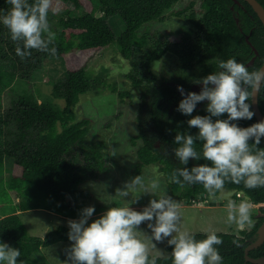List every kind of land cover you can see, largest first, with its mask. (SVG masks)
<instances>
[{"label":"trees","instance_id":"trees-1","mask_svg":"<svg viewBox=\"0 0 264 264\" xmlns=\"http://www.w3.org/2000/svg\"><path fill=\"white\" fill-rule=\"evenodd\" d=\"M179 1L54 0L60 11L57 15L49 13L48 19L52 30L57 33L55 56L33 49L30 57L21 59L16 55V42L11 39L9 29L0 22L1 93L2 88L12 84L16 77L28 78L32 71L41 67L46 57H62L66 67V77L53 85L54 94L65 100L64 108L39 101L35 93L24 91L13 99L10 111L0 116V166L6 156L13 157L14 167L8 188L15 191L18 198V201L13 200L7 197L9 190H1L0 242L20 250L18 264L20 261L26 264V259L42 247L69 240L70 231L69 226L59 225L45 235L31 234L20 217L21 211L42 207L79 218L81 210L88 206L95 207L93 215L109 208L102 203L89 202L90 192L80 188L86 181L95 182L105 176L108 164L103 154L104 141L88 139L91 118L77 119L73 107L80 94L89 91L93 85L86 62L114 40L122 55L130 60L132 69L128 76L133 88L140 90L142 96L137 114L138 132L130 138L139 159L134 172L141 175L145 166L159 164L168 179L173 199L189 205L193 198H209L200 184L181 187L169 180L175 168L183 167L174 152L176 134L195 136L199 131L189 127L187 122L191 116L177 111L183 99L177 86H183L188 93L192 82L219 70L220 60L235 58L246 65L255 55L246 35L259 51L254 63L246 66L250 71L260 68L264 63V23L248 0H189L188 6L172 10L171 14L182 15L187 8L194 7L185 14L197 27L194 33L179 41H174L167 33L165 36L155 35L152 26L164 21L167 10ZM259 1L264 5V0ZM11 7L7 0H0V17ZM80 9L84 12L79 13ZM115 14L125 25L118 36L108 21V17ZM142 26L144 30L140 33ZM168 51L177 53L179 60L161 80H157L152 64ZM113 89L117 87L113 86ZM119 95L124 100L129 94L120 91ZM201 104L204 103L197 104L192 116L208 115L206 106ZM259 106L264 113V87L259 92ZM219 118L227 119V114ZM235 122L248 127L259 120L254 115L251 120ZM196 147L200 150L202 142L197 141ZM259 147L264 148V137ZM202 163L210 162L190 159L187 166L191 168ZM224 189L230 192L227 200L239 202V199L247 198L264 210V188L248 189L243 183L227 182ZM239 191L242 196L237 195ZM260 223L251 231L241 230V235L216 231L223 240L216 246L223 257L222 264H259L246 260L245 248L249 241L245 237L255 233ZM193 232L197 239L206 238L205 231ZM168 247L173 250L174 246ZM249 254L263 256L264 242L251 249ZM153 256L160 257L157 264H173L171 254ZM37 264L51 263L41 261Z\"/></svg>","mask_w":264,"mask_h":264},{"label":"clouds","instance_id":"clouds-1","mask_svg":"<svg viewBox=\"0 0 264 264\" xmlns=\"http://www.w3.org/2000/svg\"><path fill=\"white\" fill-rule=\"evenodd\" d=\"M7 2L12 7L0 17V22L9 29L11 39L16 42V55L24 59L35 49L55 56L57 33L48 19L49 13L57 15L60 11L54 0ZM218 69L196 81L203 85L200 92L185 93L183 86H177L183 95L177 111L191 116L187 122L189 127L199 131L195 136L176 134L174 152L183 167L175 168L169 177L171 183L181 187L202 185L210 199H216L227 182L243 183L248 189L264 188V148L259 147L264 137V120L248 127L235 122L251 120L255 115L250 101L254 102L264 87V68L250 71L245 63L229 58L220 60ZM204 101H208V115L192 116L197 104ZM225 113L227 119L219 118ZM197 141L202 142L200 150H197ZM190 159L210 163L189 168ZM160 187L159 178L145 181L142 175H137L116 190L121 202L110 206L99 218L89 223L95 207L82 209L78 220L68 221V236L73 243L66 250L67 259L62 264H157L160 257L151 254V249L156 247L153 241L165 239L168 245L174 246L173 264H222L223 257L216 247L223 243L222 238L215 230H209L206 238L197 239L195 232L183 227L181 203L166 193L156 195ZM142 194L156 198L151 199L143 210H136L131 204L138 203ZM130 195L131 201L127 199ZM252 203L255 202L227 200L226 222L234 225L237 233L252 225ZM191 204L196 202L192 199ZM144 222L151 235L140 229ZM20 255L19 249L0 242V264H18Z\"/></svg>","mask_w":264,"mask_h":264},{"label":"rangeland","instance_id":"rangeland-1","mask_svg":"<svg viewBox=\"0 0 264 264\" xmlns=\"http://www.w3.org/2000/svg\"><path fill=\"white\" fill-rule=\"evenodd\" d=\"M188 3L189 0H181L173 8L168 9L165 20L152 26L154 34L165 36L167 33L174 41H179L183 36L194 33L197 27L185 15L190 13L194 7L187 8L182 15L171 14L172 10L184 8L188 6ZM196 6L198 7L199 4ZM78 12L83 13L84 9H80ZM108 21L118 36L125 26L122 19L118 14H115L108 17ZM143 30L144 26L140 28V33ZM1 40L2 37L0 36ZM178 60V54L173 51L166 52L161 59L156 60L152 64V70L158 75L157 80H161L162 76L168 70H171L174 62ZM86 66L93 85L89 91L80 94V99L73 109L77 119L85 116L91 118L88 139L104 141L103 154L108 165L105 176L95 182L86 181L80 188L90 192V197L87 198L89 202L102 203L110 207L121 202L116 195V190L122 188L125 182L137 176L134 170L139 163V159L136 154V146L130 138L138 132L137 114L142 96L140 90H136L132 86L128 76L132 69L131 62L122 55L116 40L93 54L86 62ZM4 67L8 70V67ZM65 77L66 67L62 57L44 58L41 67L32 71L28 78L19 79L16 77L12 84L2 88V93L0 91L2 94L0 116L10 111L13 99L24 91L35 93L39 101H45L59 108H64L65 100L63 97L54 94L53 85ZM113 86H116L117 89L114 90ZM120 91L127 92L129 95L122 100L119 95ZM13 163V157L6 156L4 164L0 166V193L1 190L3 192L9 190L7 197L10 196L13 200L18 201L17 196L15 197V191L8 188L14 167ZM141 175L145 178V181L159 178L161 187L157 190V196L165 193L171 195L168 179L159 164L145 166ZM229 195L230 192L224 189L216 199L208 198L204 201L200 199L201 202H196V204H181L183 227L190 231L208 232L209 230H215L237 233L235 226H230L226 222L225 206ZM153 198L156 197L150 194H142L138 199V203H132L131 206L136 210H143ZM127 199L131 201L133 198L130 195ZM244 199L248 200L247 198ZM2 204L0 202V205ZM252 204L253 212H255L258 205ZM106 211L94 214L89 223L99 218ZM20 217L29 232L34 235H45L59 225L69 226L68 221L73 220L68 216L42 207L21 211ZM140 229L147 235H151L147 222L142 223ZM238 234L241 235L242 232L239 231ZM153 242L156 247L151 249V254L169 255L172 253V250H169L167 239L163 242ZM72 243V241L67 240L42 247L40 251L26 259V264H37L41 261L62 264V261L67 259L66 250L70 248Z\"/></svg>","mask_w":264,"mask_h":264},{"label":"water","instance_id":"water-1","mask_svg":"<svg viewBox=\"0 0 264 264\" xmlns=\"http://www.w3.org/2000/svg\"><path fill=\"white\" fill-rule=\"evenodd\" d=\"M235 1L239 2L240 0H235ZM248 1L253 6V8L258 13V15L260 16V18L262 19V21L264 23V5L259 0H248ZM246 38H247L248 42L251 44L253 50L255 51V55L250 59V61H248L246 63V65H251L254 63L256 56L259 53V51H258L257 47L250 41L249 35H246ZM260 68H264V63L262 64V66ZM252 107H253V111H254L257 119L259 121L264 120V113L259 106V93L255 97V101L252 102ZM263 242H264V221L262 222V224L260 225V227L257 230L256 239L254 241H251L245 248L246 260H249V261H252L255 263H259V264H264V255L259 256V257H254V256H251L249 254L251 249L260 246Z\"/></svg>","mask_w":264,"mask_h":264},{"label":"flooded vegetation","instance_id":"flooded-vegetation-1","mask_svg":"<svg viewBox=\"0 0 264 264\" xmlns=\"http://www.w3.org/2000/svg\"><path fill=\"white\" fill-rule=\"evenodd\" d=\"M190 87L191 88L189 89V92H190V90L195 91V92H200L201 89H202V87H203V85L200 84V83H196V81H194V82H192V84H191ZM201 103H204V104H201V105L207 106L208 101H204V102H201ZM257 207L258 208H256V211L253 212V214H252V220H253L252 226L250 228H245V230H247V231H251L258 222H261L257 226V230H258V228L260 227V225L264 221V210H261L260 206H257ZM257 230H256L255 233L251 234L250 236L245 237V238H247V240L249 241V243L251 241H254L256 239V237H257Z\"/></svg>","mask_w":264,"mask_h":264},{"label":"built area","instance_id":"built-area-1","mask_svg":"<svg viewBox=\"0 0 264 264\" xmlns=\"http://www.w3.org/2000/svg\"><path fill=\"white\" fill-rule=\"evenodd\" d=\"M237 194H238V196H242V193H241V192H238ZM200 199H201V198H200ZM200 199L193 198V202H201ZM202 200H203V199H202ZM203 201H204V200H203ZM203 201H202V202H203Z\"/></svg>","mask_w":264,"mask_h":264},{"label":"crops","instance_id":"crops-1","mask_svg":"<svg viewBox=\"0 0 264 264\" xmlns=\"http://www.w3.org/2000/svg\"><path fill=\"white\" fill-rule=\"evenodd\" d=\"M70 218H72L73 220H78L80 217H79V218H73V217H70ZM66 241H67V240H66Z\"/></svg>","mask_w":264,"mask_h":264}]
</instances>
